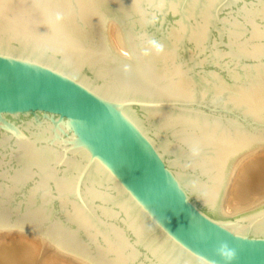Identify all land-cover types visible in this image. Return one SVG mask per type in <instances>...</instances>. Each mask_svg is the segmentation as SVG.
<instances>
[{
  "label": "water",
  "instance_id": "water-1",
  "mask_svg": "<svg viewBox=\"0 0 264 264\" xmlns=\"http://www.w3.org/2000/svg\"><path fill=\"white\" fill-rule=\"evenodd\" d=\"M0 230L264 264V0H0Z\"/></svg>",
  "mask_w": 264,
  "mask_h": 264
},
{
  "label": "bare ground",
  "instance_id": "bare-ground-1",
  "mask_svg": "<svg viewBox=\"0 0 264 264\" xmlns=\"http://www.w3.org/2000/svg\"><path fill=\"white\" fill-rule=\"evenodd\" d=\"M27 233L39 236L34 233ZM29 234L0 232V264H88L75 256L65 254L55 247V251L52 254L49 253L48 257L45 254L46 258H41L42 253L45 251L44 244L40 243L43 240Z\"/></svg>",
  "mask_w": 264,
  "mask_h": 264
},
{
  "label": "clouds",
  "instance_id": "clouds-1",
  "mask_svg": "<svg viewBox=\"0 0 264 264\" xmlns=\"http://www.w3.org/2000/svg\"><path fill=\"white\" fill-rule=\"evenodd\" d=\"M164 46L156 39H148L146 41V47L143 49V55H149L151 52L156 54L162 53ZM128 65H125V71L128 70ZM218 254L226 261V264H231L237 258V252L235 248H230L227 243L220 244L217 249Z\"/></svg>",
  "mask_w": 264,
  "mask_h": 264
},
{
  "label": "rangeland",
  "instance_id": "rangeland-1",
  "mask_svg": "<svg viewBox=\"0 0 264 264\" xmlns=\"http://www.w3.org/2000/svg\"><path fill=\"white\" fill-rule=\"evenodd\" d=\"M0 232L1 233H8V234H26V235H28L29 233H25V232H20V231H17V230H0ZM29 235H33V234H29ZM33 236H36V235H33ZM37 237V236H36ZM37 238H40V239H42L41 241L42 242H40V239H39V242L40 243H42V244H44V249H45V251L42 253V257L41 258H46V256L48 257L49 256V253H53L54 251H55V249H54V246L52 245L51 246V244L49 243V242H47L46 240H44L42 237H40V236H38ZM48 253V254H47ZM45 254H46V256H45ZM50 254V255H51ZM44 256V257H43ZM39 258H40V256H39ZM42 260V259H41Z\"/></svg>",
  "mask_w": 264,
  "mask_h": 264
}]
</instances>
